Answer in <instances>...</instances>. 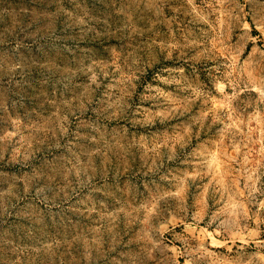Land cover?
I'll return each mask as SVG.
<instances>
[{
	"label": "rangeland",
	"instance_id": "obj_1",
	"mask_svg": "<svg viewBox=\"0 0 264 264\" xmlns=\"http://www.w3.org/2000/svg\"><path fill=\"white\" fill-rule=\"evenodd\" d=\"M5 180L0 264H264V0H0Z\"/></svg>",
	"mask_w": 264,
	"mask_h": 264
},
{
	"label": "bare ground",
	"instance_id": "obj_2",
	"mask_svg": "<svg viewBox=\"0 0 264 264\" xmlns=\"http://www.w3.org/2000/svg\"><path fill=\"white\" fill-rule=\"evenodd\" d=\"M8 169V168H7ZM13 169V168H12ZM8 178H6V180H7ZM30 179V178H29ZM5 180V181H6ZM12 181V180H11ZM14 183L15 182H9V181H6V182H2L0 185H2V186H13L14 185ZM15 186V185H14ZM27 187V186H26ZM2 189V188H1ZM7 190V189H6ZM4 192H5V189H4ZM12 193V192H11ZM3 195V194H2ZM11 195V194H10Z\"/></svg>",
	"mask_w": 264,
	"mask_h": 264
}]
</instances>
